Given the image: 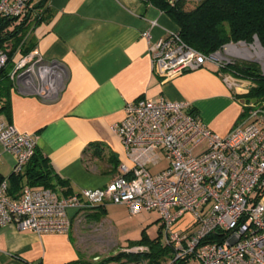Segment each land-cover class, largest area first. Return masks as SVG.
<instances>
[{"label":"built area","instance_id":"obj_1","mask_svg":"<svg viewBox=\"0 0 264 264\" xmlns=\"http://www.w3.org/2000/svg\"><path fill=\"white\" fill-rule=\"evenodd\" d=\"M36 5V0H0V19L16 25L24 21L33 28ZM142 35L150 43L152 70L165 80L206 64L222 68L232 62L228 50L244 47L227 44L206 55L187 46L177 31L156 40L149 31ZM11 61L8 76L22 93L54 95V81L63 74L60 64L43 62L35 48L10 58L8 49L0 46V71ZM219 75L233 95L247 93L252 85L230 71ZM111 129L126 149L130 167L121 163L103 188L70 195L26 184L14 199L7 180H2L0 227L10 223L20 231L65 232L70 227L68 209L80 211L109 201L124 205L130 215L158 213L162 244L172 254L164 264H264V104L248 103L240 122L222 136L203 124L187 101L139 98L126 104L123 119ZM0 143L15 156L13 173L21 174L36 139L0 118ZM159 152L168 165L151 173L148 165L156 162ZM121 250L137 253L148 248Z\"/></svg>","mask_w":264,"mask_h":264},{"label":"crops","instance_id":"obj_2","mask_svg":"<svg viewBox=\"0 0 264 264\" xmlns=\"http://www.w3.org/2000/svg\"><path fill=\"white\" fill-rule=\"evenodd\" d=\"M36 1H44V17L24 30L25 38L43 62L60 64L63 74L54 81V95L47 98L22 93L9 77L11 86L0 97V118L36 139V151L64 181L55 184L60 195L103 188L118 174L121 163L132 165L111 129L123 119L129 102L157 97L187 101L200 121L222 136L242 119L240 102L213 64L166 80L152 70L150 43L142 33L149 31L151 40H156L177 30V25L149 1ZM21 51L22 47L16 50L15 57L30 50ZM158 154L148 165L151 173L168 165L166 156ZM14 162L15 156L0 143V180H7L10 197L17 199L27 180L23 170L20 184H15ZM122 210L124 205L109 201L80 211L68 209L70 227L65 232L20 231L6 224L0 227V264L94 262L104 250L98 253L93 247L120 224L117 211ZM157 220L161 232L159 215ZM131 244L118 248H148Z\"/></svg>","mask_w":264,"mask_h":264},{"label":"trees","instance_id":"obj_3","mask_svg":"<svg viewBox=\"0 0 264 264\" xmlns=\"http://www.w3.org/2000/svg\"><path fill=\"white\" fill-rule=\"evenodd\" d=\"M166 13L177 25V33L187 46L210 54L220 50L227 44H251L257 41L264 48V0H146ZM39 12L33 16L38 23L44 17V1L37 3ZM28 27L23 21L16 25L8 19H0V46L8 49L9 57H15V51L22 47L23 52L32 49L31 40H26L24 31ZM21 44V46H20ZM20 46V48H19ZM18 48V49H17ZM21 51V53H23ZM12 61L0 71V97L9 89V71ZM230 71L252 83L245 94L233 97L241 104L242 111L252 100L257 104H264V74L258 64L253 62H231L216 68V72ZM24 176L30 186H41L55 189V184L64 181L55 177L46 158L34 151L27 162ZM22 174H14L16 185L20 184ZM2 179L0 180V182ZM8 194L11 195L8 184ZM209 238H212L211 236ZM146 244L148 251L137 253L120 251L94 262L83 261L84 264H124L147 260L148 264H162L172 257L171 249L160 243L159 239L142 237L131 245Z\"/></svg>","mask_w":264,"mask_h":264},{"label":"rangeland","instance_id":"obj_4","mask_svg":"<svg viewBox=\"0 0 264 264\" xmlns=\"http://www.w3.org/2000/svg\"><path fill=\"white\" fill-rule=\"evenodd\" d=\"M256 42L257 41H254L251 44L244 45L243 49H240V51L236 49L228 50L232 53V55H229L228 57L232 62L256 63L258 64L260 71L264 74V48L261 47L260 44L257 45ZM244 48H247L248 50H245ZM250 103L257 104L253 100ZM202 148L203 146H201L199 150H201ZM117 218L120 224L114 226L112 225L113 228H111V232H106L105 234H103V239L100 238L101 241H99L98 244L93 247L94 251L98 253L104 250V252L97 258V260L122 251L118 248V246L128 247L130 246L131 242L138 241L142 237L148 238L150 240L159 239L160 243H162L164 240L158 226V213L156 211H143L136 215H130L126 210H122L117 211ZM187 219L188 217L185 216L184 222ZM111 239L117 242V248L115 247V243H113L114 241H111ZM137 262L148 264L147 260H139ZM164 262H162V264H164ZM134 263L136 262H126V264Z\"/></svg>","mask_w":264,"mask_h":264},{"label":"bare ground","instance_id":"obj_5","mask_svg":"<svg viewBox=\"0 0 264 264\" xmlns=\"http://www.w3.org/2000/svg\"><path fill=\"white\" fill-rule=\"evenodd\" d=\"M256 44H257V45H259V43H258V42H256ZM245 50H248V49H247V48H245ZM258 50H259V49H258Z\"/></svg>","mask_w":264,"mask_h":264}]
</instances>
